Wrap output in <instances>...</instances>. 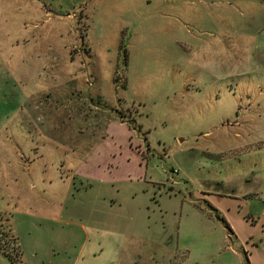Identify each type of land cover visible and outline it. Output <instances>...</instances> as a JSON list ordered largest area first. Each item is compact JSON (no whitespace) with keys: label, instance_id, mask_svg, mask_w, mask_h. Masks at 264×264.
<instances>
[{"label":"rangeland","instance_id":"rangeland-1","mask_svg":"<svg viewBox=\"0 0 264 264\" xmlns=\"http://www.w3.org/2000/svg\"><path fill=\"white\" fill-rule=\"evenodd\" d=\"M167 5L0 0V264H264V26Z\"/></svg>","mask_w":264,"mask_h":264},{"label":"crops","instance_id":"crops-1","mask_svg":"<svg viewBox=\"0 0 264 264\" xmlns=\"http://www.w3.org/2000/svg\"><path fill=\"white\" fill-rule=\"evenodd\" d=\"M167 1L171 5L162 7V16L173 20L178 36L181 34L179 30L186 32L192 39L199 40L203 48H210L209 44H212L217 31L212 27H219L226 41L234 36L240 38L243 34L255 38L264 26V0ZM256 11L258 14L254 16Z\"/></svg>","mask_w":264,"mask_h":264},{"label":"trees","instance_id":"trees-1","mask_svg":"<svg viewBox=\"0 0 264 264\" xmlns=\"http://www.w3.org/2000/svg\"><path fill=\"white\" fill-rule=\"evenodd\" d=\"M14 239H16V238H14ZM3 252L8 256L9 260H10L12 263H15L14 258H12V255H11L7 250H3ZM16 252H17V253H15V254H16V256H18V255H19V247L16 248ZM247 259H248V258H247ZM248 264H250L249 260H248Z\"/></svg>","mask_w":264,"mask_h":264}]
</instances>
